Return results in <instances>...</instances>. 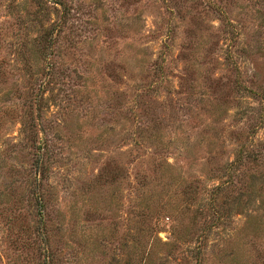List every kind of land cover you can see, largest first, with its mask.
Returning <instances> with one entry per match:
<instances>
[{"label": "rangeland", "instance_id": "1", "mask_svg": "<svg viewBox=\"0 0 264 264\" xmlns=\"http://www.w3.org/2000/svg\"><path fill=\"white\" fill-rule=\"evenodd\" d=\"M261 94L264 0H0V264H264Z\"/></svg>", "mask_w": 264, "mask_h": 264}, {"label": "trees", "instance_id": "2", "mask_svg": "<svg viewBox=\"0 0 264 264\" xmlns=\"http://www.w3.org/2000/svg\"><path fill=\"white\" fill-rule=\"evenodd\" d=\"M232 24V23H230ZM62 26L59 24H54V25H50V27H44L42 28L39 33L34 37L36 42L34 43V46H35V49L39 50V52L43 55L44 59H47L48 61L45 63V72L48 73V77L50 76H53L52 74L54 73V58H53V45L55 44V41L59 38V36L61 35L62 33ZM228 32L232 33H236V31H234V29H228ZM237 35H232V37H236ZM55 46V45H54ZM162 63L159 65L160 66V70H161V67H162ZM48 68V69H47ZM47 81H49V78H47L46 80L44 79V77L41 79V82L43 83V85H45L47 83ZM262 96H264V94H261ZM41 97V96H40ZM36 94H35V97H34V100H36L37 102V99H36ZM30 100V99H29ZM33 100V101H34ZM30 104H31V100H30ZM244 155L243 154H240V155H237L234 160L230 161L227 166H226V169L228 171V173H231V168H234V166H236L239 162H243L244 159H255V158H258L259 157V153H260V150L258 148H255V149H245L244 151ZM257 175V174H256ZM254 175V176H256ZM253 176V177H254ZM230 177V176H228ZM252 177V180L253 182L255 181V179ZM258 178V177H256ZM230 178H225L223 179L222 182L218 183V184H215L214 187L216 189V192H219L220 189H222L223 187L226 188L227 187V184L230 183ZM256 190V189H254ZM252 192H254L253 190H251ZM239 197L240 196H235V199H236V202H238L239 200ZM217 198V194L215 196H213V202L214 204L217 202V200H215ZM228 197H226V201H228ZM214 204L212 205L213 206V210L215 212V215L214 217L216 218V220L218 218H221L225 213H226V209L225 207H223L222 205H218L216 204L215 207H214Z\"/></svg>", "mask_w": 264, "mask_h": 264}]
</instances>
